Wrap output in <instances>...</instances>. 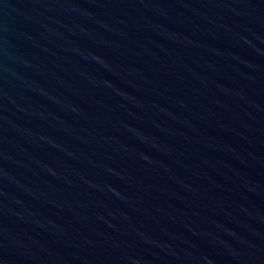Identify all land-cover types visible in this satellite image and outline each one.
<instances>
[{
  "label": "water",
  "instance_id": "water-1",
  "mask_svg": "<svg viewBox=\"0 0 264 264\" xmlns=\"http://www.w3.org/2000/svg\"><path fill=\"white\" fill-rule=\"evenodd\" d=\"M0 264H264V0H0Z\"/></svg>",
  "mask_w": 264,
  "mask_h": 264
}]
</instances>
